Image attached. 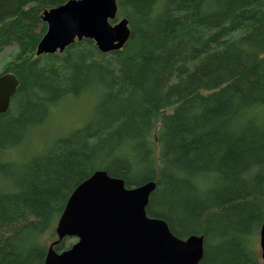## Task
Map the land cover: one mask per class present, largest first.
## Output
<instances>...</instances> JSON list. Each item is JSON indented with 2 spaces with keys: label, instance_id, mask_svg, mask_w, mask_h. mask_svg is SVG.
I'll return each mask as SVG.
<instances>
[{
  "label": "trees",
  "instance_id": "trees-1",
  "mask_svg": "<svg viewBox=\"0 0 264 264\" xmlns=\"http://www.w3.org/2000/svg\"><path fill=\"white\" fill-rule=\"evenodd\" d=\"M65 1L0 0V50L16 47L3 72L18 80L0 113V264H44V235L56 238L69 194L97 169L126 187L153 180L147 215L202 235L197 264H264V0H117L130 28L120 49L83 38L35 55L42 11ZM70 97L92 117L11 157Z\"/></svg>",
  "mask_w": 264,
  "mask_h": 264
},
{
  "label": "water",
  "instance_id": "water-1",
  "mask_svg": "<svg viewBox=\"0 0 264 264\" xmlns=\"http://www.w3.org/2000/svg\"><path fill=\"white\" fill-rule=\"evenodd\" d=\"M117 0H67L46 8V30L35 55L62 52L83 38L101 52L120 49L130 35L125 17L115 20ZM18 86L14 74H0V113L5 112ZM153 180L126 187L124 180L104 169L93 171L69 194L59 215L56 238L48 246L44 264H197L203 255V236L174 235L166 221L146 213ZM64 237L74 242L60 252L54 246ZM264 260V222L259 229Z\"/></svg>",
  "mask_w": 264,
  "mask_h": 264
},
{
  "label": "rangeland",
  "instance_id": "rangeland-1",
  "mask_svg": "<svg viewBox=\"0 0 264 264\" xmlns=\"http://www.w3.org/2000/svg\"><path fill=\"white\" fill-rule=\"evenodd\" d=\"M121 17L124 16L120 15L116 20ZM15 51V45H10L0 50V73L3 71L4 62L10 59ZM83 99L84 97L79 101L70 97L66 101H63L61 106L52 111L53 113H51L50 117L46 118L39 126H36L28 132L24 143L12 150L10 156L23 159L43 153L57 137L71 133L75 128L89 120L93 115L94 105L92 106L89 101ZM55 224L53 227H55ZM43 240L48 246L54 238H51L48 234L44 235ZM72 240L74 242V238ZM254 247L257 249V254L260 256L258 232L254 234Z\"/></svg>",
  "mask_w": 264,
  "mask_h": 264
},
{
  "label": "flooded vegetation",
  "instance_id": "flooded-vegetation-1",
  "mask_svg": "<svg viewBox=\"0 0 264 264\" xmlns=\"http://www.w3.org/2000/svg\"><path fill=\"white\" fill-rule=\"evenodd\" d=\"M4 73H8V72H3V71H2L0 74H4Z\"/></svg>",
  "mask_w": 264,
  "mask_h": 264
}]
</instances>
